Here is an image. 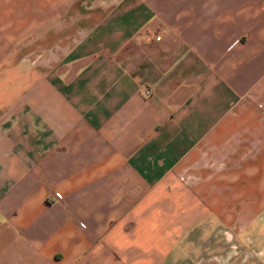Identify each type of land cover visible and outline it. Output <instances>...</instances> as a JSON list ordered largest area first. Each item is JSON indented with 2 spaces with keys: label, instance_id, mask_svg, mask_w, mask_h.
<instances>
[{
  "label": "crops",
  "instance_id": "1",
  "mask_svg": "<svg viewBox=\"0 0 264 264\" xmlns=\"http://www.w3.org/2000/svg\"><path fill=\"white\" fill-rule=\"evenodd\" d=\"M232 240L264 264V0H0V264Z\"/></svg>",
  "mask_w": 264,
  "mask_h": 264
},
{
  "label": "rangeland",
  "instance_id": "2",
  "mask_svg": "<svg viewBox=\"0 0 264 264\" xmlns=\"http://www.w3.org/2000/svg\"><path fill=\"white\" fill-rule=\"evenodd\" d=\"M233 240L231 242L232 246L226 249L225 251H222L223 250L222 248L221 249L217 248V246H213L211 248L201 250L200 254L196 255V259H194L191 264H229L232 258H237V259L246 258L248 262L250 258V260L254 262L255 258L259 257L258 252L255 254L254 245L252 246L248 243L246 245V248H244L241 246L240 243L238 244ZM235 241L237 240L235 239ZM259 246H260L259 244L257 245L255 244L256 248H258ZM206 258L209 259V261L206 262L205 261Z\"/></svg>",
  "mask_w": 264,
  "mask_h": 264
},
{
  "label": "built area",
  "instance_id": "3",
  "mask_svg": "<svg viewBox=\"0 0 264 264\" xmlns=\"http://www.w3.org/2000/svg\"><path fill=\"white\" fill-rule=\"evenodd\" d=\"M159 38H160V36L157 35V36H156V39H159Z\"/></svg>",
  "mask_w": 264,
  "mask_h": 264
}]
</instances>
